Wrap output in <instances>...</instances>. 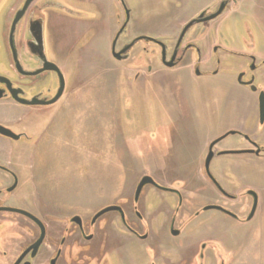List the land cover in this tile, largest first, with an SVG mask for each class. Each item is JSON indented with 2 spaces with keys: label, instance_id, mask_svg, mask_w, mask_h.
<instances>
[{
  "label": "rangeland",
  "instance_id": "obj_1",
  "mask_svg": "<svg viewBox=\"0 0 264 264\" xmlns=\"http://www.w3.org/2000/svg\"><path fill=\"white\" fill-rule=\"evenodd\" d=\"M14 2L0 0V73L6 56L2 32ZM53 2L56 6H50V10L62 13L64 18L55 20L61 23L60 30L53 25L46 32H64L60 47L66 51L79 42L76 52L70 49L65 53L67 58L62 53L59 58L67 72L73 66L78 69L74 74L71 71L70 94L66 93L52 112L36 117L33 126L28 122L19 125L29 128L30 143L12 145L0 139V157L22 158L24 183L34 186L43 209L45 204L68 209L70 205L99 208L117 200L126 202L121 197H132L140 179L148 175L173 189L185 190L177 226L187 223L196 209L209 206L216 197L199 178L207 141L227 133L224 114L230 117L239 111L246 115L254 109L255 94L236 82L231 53L255 54L258 62L264 60V0H233L206 28L197 25L187 34L185 42L195 43L205 53L220 47L223 54L210 59L215 67L221 61L223 70L218 75L193 78L175 76L172 71L167 80L163 76L170 75L162 74V78L155 71L144 73L146 82L134 81L129 65L114 60L109 52L119 19L126 22L128 12L121 45L141 36L169 44L187 21L202 10H214L220 0H64L61 5L76 9L66 14L59 9L58 0ZM90 24L93 30L86 33ZM88 43L86 52L79 49ZM135 49L143 58L140 65H158L160 49L156 44L141 40ZM191 57L193 61L198 59L196 53ZM77 72L78 84L74 81ZM255 86L264 91V80L257 79ZM24 111L12 101L0 102V119H11ZM249 123L252 125V120ZM262 128L264 124L259 132ZM239 139L230 135L217 148H228ZM246 164L239 170L240 178L227 171L230 192L240 194L249 186L264 195V169ZM157 194L147 186L140 197L149 196L152 208L162 206L164 210L163 199ZM168 196L177 206L176 199ZM163 221L161 215L160 224ZM187 233L194 239L189 240L191 244L202 239L205 244L192 246L190 259L178 264H202L201 248L206 245L204 264H209L208 254L214 258L212 264H264V205L252 221L242 224L221 212L205 211L190 224ZM130 252L135 259L139 257L135 247Z\"/></svg>",
  "mask_w": 264,
  "mask_h": 264
},
{
  "label": "flooded vegetation",
  "instance_id": "obj_2",
  "mask_svg": "<svg viewBox=\"0 0 264 264\" xmlns=\"http://www.w3.org/2000/svg\"><path fill=\"white\" fill-rule=\"evenodd\" d=\"M53 1L55 0H15L8 12L6 28L2 32V48L5 50L6 56L3 73H0V77L10 81V88L7 84L0 82V91L5 96L0 99V102L12 101L18 107L26 110L17 116L12 115L11 119L10 116L1 117L3 120L0 119V125L10 129L16 136H20V139H10L0 135L1 140L12 145H24L31 142L32 134L29 128H25V126L21 128L19 125L22 122H28L33 126L36 117H44L47 113L52 112L53 107L61 102L64 95L70 94L71 71L74 74L75 70H78L73 66L74 68L70 67L67 72L59 58L62 54L63 58L66 57L65 53L70 49L76 52L79 42L66 51L60 47L64 32H46V30L51 31L53 25L56 26L55 28L59 26L58 30H60L61 23L55 22V20L64 18L62 13L50 10V6H56ZM58 1L60 2L58 7L64 13L76 12L74 8L61 5L65 3L64 0ZM232 1L220 0L214 10L199 12L194 19L187 21L176 31L178 34L169 44L164 40L141 36L121 45L124 42V39L121 40V38L126 33L129 22L127 12L128 20L125 22L124 19H119L118 21L119 27L114 30L109 52L114 60L129 65L131 72H134V81L146 82V78L143 77L144 73L151 75L155 74V71L156 76L170 75V77L163 76L167 80H170L172 71H175V76L184 74L193 78L218 75L220 70H223L221 61L219 60L215 67L210 63V59L223 54L222 51H219L220 47L214 46L205 53L195 43L185 42V40L187 34L195 26L200 25L206 28L213 20L205 21V19L216 15L224 5L223 12L215 19L219 18ZM78 9L80 11V8ZM202 14L204 16L201 18ZM17 17L20 19L14 27ZM190 24L192 25L189 26ZM93 27L90 24L86 33L91 32ZM49 38H51V42L48 41ZM141 40L152 42L159 47L158 65L151 67L140 65L139 61H142L143 58L138 56L139 50H134V48ZM90 43L79 49L86 52ZM193 53H196L198 57L196 61L191 59ZM224 53L227 54V51ZM231 54L234 56L236 66L232 69L237 73L236 82L253 92L252 88H257L256 80H264V60L261 59L258 62L257 55L239 51H232ZM76 75L74 81L78 84V72ZM62 81L65 83L64 93L53 105H23L14 100L10 93L11 89L20 99L48 102L56 97ZM261 92L258 88L254 92L256 97L254 109L248 114L243 115L239 111L230 117L228 114H224L225 120L228 122L227 126H229L227 133L207 141L203 152L205 163H203V170L201 168L199 170L201 172L199 178L200 181H204L206 186L203 185L207 189L215 193L216 197L212 198L209 206L196 209L188 222L179 226H177V218L184 209L185 190L173 189L152 177L156 184L145 185L142 192L147 186L153 188L158 193L157 195L160 194L159 197L163 199L162 205H165V209L162 210V206L152 208V205L148 204L149 196L143 199L140 197L142 192L136 200L138 184L143 177L148 175L140 179L132 197L128 194L121 197L126 202L120 203V200H117L116 203L106 204L99 208L92 205H70L68 209L50 208L45 204L43 209L39 205L41 199L38 198L34 186L30 187L24 183L26 169L22 158L0 157V229H2L0 232V264H178L190 259L192 246L202 247L205 244L203 239L199 243L191 244L189 240L194 239L187 233L190 224L198 219L203 212L218 211L241 224L252 221L264 205L262 203L264 195L249 186V190L240 194L230 192V181L226 177V173L231 171L234 177L240 178L239 170H242L243 164L246 163L253 169H264L263 128L259 132L261 125L264 124V121L261 122L259 103ZM251 120L252 125L249 123ZM231 132H236L235 135H238L240 139L228 148H217L221 141L231 135ZM258 135H260V139ZM221 138L223 139L212 148L214 155L210 163L211 170L210 168L207 170L205 165L210 149L213 143ZM243 151L246 153H235ZM225 155L241 158L226 159L223 157ZM214 164L215 166H213ZM253 192L257 194V197ZM208 193L211 195L209 191ZM168 195L176 199L177 206L174 201L169 200ZM216 198L218 200L215 201ZM256 201V213L249 219ZM210 206L222 209L205 210ZM109 207H117L118 210L99 216ZM27 214L34 216L38 221ZM244 214L248 216L247 219L242 217ZM161 215L164 217V221L160 224ZM42 236L43 241L37 247ZM177 239L180 241L176 242ZM181 242H184V245ZM188 243L189 246H185ZM131 247H135L140 253L136 259L131 255ZM201 249L204 250L202 253V264H204L207 245ZM206 258H208L209 264L214 261L213 256L210 258L209 254L206 255Z\"/></svg>",
  "mask_w": 264,
  "mask_h": 264
},
{
  "label": "water",
  "instance_id": "obj_3",
  "mask_svg": "<svg viewBox=\"0 0 264 264\" xmlns=\"http://www.w3.org/2000/svg\"><path fill=\"white\" fill-rule=\"evenodd\" d=\"M28 3H29V2H28ZM224 7H225V6L222 5L220 11H219L216 15H213V16H211V17L205 19V21H211V20H214L218 15H220V14L223 12ZM203 16H204V14L201 15V18H202ZM19 19H20L19 17L16 18V20H15V22H14V27H15V25H16V23H17V21H18ZM191 25H192V24H190L189 26H191ZM14 27H13V31H14V29H15ZM42 29H43V28H42ZM41 32H42V31H41ZM170 65H172V64H170ZM0 82H1V83H4V84H7L8 87L10 88V81H9L7 78L0 77ZM248 84L250 85L251 82L248 83ZM64 89H65V83L62 81V83H61V88H60L58 94L56 95V97H55L54 99H52V100H50V101H48V102H42V101H37V100L27 101V100H24V99H20V98L18 97V95H16L15 92L12 91L11 89H10V93H11V96L13 97L14 100H16L17 102H19V103H21V104H23V105H29V106H34V105H53V104L57 103L58 100L62 97V95H63V93H64ZM252 90H253V92H256V91H257V88L253 87ZM4 97H5V96L2 94V91H0V99H3ZM259 103H260L261 122L263 123V121H264V91H262L261 94H260V97H259ZM230 134H231V135H235L236 132H231ZM0 135L5 136V137L10 138V139H20V136H16V135H15L10 129H8V128L2 126V125H0ZM225 137H226V136H225ZM222 139H223V138H221V139L217 140L216 142H214L213 145H212V147H211V149H210V154H209V157H208V159H207V161H206V165H205V167H206L207 170H209V168H210V163H211V161H212V159H213V155H214V154H213V151H212V148H213V146H214L215 144H217L218 142H220ZM226 153H231V152H226ZM235 153H238V154H244V153H246V152L243 151V152H235ZM147 184H156V182H155V180H154L152 177H150V176H145V177H143L142 180L140 181V183L138 184V187H137V190H136V200H138V198H139V196H140V194H141V192H142L143 187H144L145 185H147ZM253 194H254V196L257 197V194H256L255 192H253ZM210 209H222V208L214 207V206H210V207L205 208V210H210ZM115 210H118V208H117V207H109V208L105 209L104 211H102V212L99 214V216L102 215V214H104V213H106V212L115 211ZM256 210H257V201H256V203H255V206H254V208H253V210H252V213H251L249 219H251V218L255 215ZM14 211L24 213V212L19 211V210H14ZM27 215L30 216L32 219L38 221L37 218H35L34 216L29 215V214H27ZM42 241H43V236L41 237V239H40L39 242L37 243V247H38V245H40V243H41ZM37 247H36V248H37Z\"/></svg>",
  "mask_w": 264,
  "mask_h": 264
},
{
  "label": "crops",
  "instance_id": "obj_4",
  "mask_svg": "<svg viewBox=\"0 0 264 264\" xmlns=\"http://www.w3.org/2000/svg\"><path fill=\"white\" fill-rule=\"evenodd\" d=\"M200 170V169H199ZM202 181V180H201Z\"/></svg>",
  "mask_w": 264,
  "mask_h": 264
}]
</instances>
